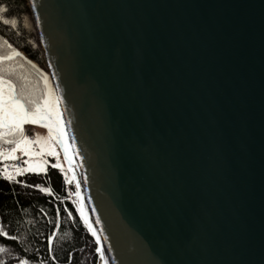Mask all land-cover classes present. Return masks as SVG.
I'll use <instances>...</instances> for the list:
<instances>
[{
  "label": "water",
  "instance_id": "water-1",
  "mask_svg": "<svg viewBox=\"0 0 264 264\" xmlns=\"http://www.w3.org/2000/svg\"><path fill=\"white\" fill-rule=\"evenodd\" d=\"M28 2L112 264H264V0Z\"/></svg>",
  "mask_w": 264,
  "mask_h": 264
},
{
  "label": "trees",
  "instance_id": "trees-1",
  "mask_svg": "<svg viewBox=\"0 0 264 264\" xmlns=\"http://www.w3.org/2000/svg\"><path fill=\"white\" fill-rule=\"evenodd\" d=\"M0 5L8 9L0 15L17 20L15 28L0 23V56L11 52L8 45L25 53L0 61V75L11 80L17 91L31 83L39 95L43 90L41 72L27 58L45 70L47 66L29 2L0 0ZM25 76L31 77V81L25 80ZM24 129L26 134H32V127ZM0 143L6 144L3 140ZM55 162L52 157L45 172H26L11 181L0 175V229L8 233L0 236V248L6 250L0 252L4 264H20L21 260L28 264H99L100 253L95 251L99 245L68 196L67 187L75 190V185L64 182L65 173L70 175L64 166V172L52 168ZM2 165L0 161V172ZM35 185L51 191L41 192ZM53 233L50 245L47 238Z\"/></svg>",
  "mask_w": 264,
  "mask_h": 264
},
{
  "label": "snow or ice",
  "instance_id": "snow-or-ice-1",
  "mask_svg": "<svg viewBox=\"0 0 264 264\" xmlns=\"http://www.w3.org/2000/svg\"><path fill=\"white\" fill-rule=\"evenodd\" d=\"M32 8L35 9V4H32ZM8 9L4 5H0V13H4ZM39 17H37V23ZM0 23L5 26H11L15 28L17 26V20L15 18L9 19L0 15ZM7 43V41H5ZM11 52L8 55L0 56L2 60H12L14 56H20V52L16 51L11 45H8ZM31 63V62H29ZM35 68V65H32ZM55 79V77H52ZM40 79L43 82V90L40 94H37V89L25 90L24 87L20 91H17L16 85L9 79H5L3 75H0V140H3L6 144L15 145L7 151H0V159L15 160L17 159L15 153L19 151L23 156H37L40 159L32 162L30 160H24L23 163L27 167L16 168V174H23L26 172L42 173L45 172V165L48 161L45 157H54L56 162L51 164L52 168L59 169L64 172V168L61 166L59 160V152L56 149V145L63 151L64 160L68 164L67 172L72 173L68 176L64 175V182L66 184L75 185L74 195L77 200L81 199V184L77 180L76 174L73 170V156L76 153L71 152V149L75 148V140L68 136V128L70 122L62 119V111L60 105L63 103L62 97L58 94V88H53L50 84L49 77L40 73ZM39 125L47 130V136H37L35 140L29 138L25 133L24 125ZM14 137L13 139H5L6 137ZM71 140V144H69ZM39 146V151L33 149V145ZM6 180H13L15 177L8 172L7 166H5L3 172H0ZM31 187V185H30ZM41 192H50L49 188H42L40 185H35ZM75 204L76 201H73ZM77 211L84 224L87 226L88 231L96 238V244H100V238L97 236L96 231L93 229L92 224L89 223L88 216L84 210L83 203L77 204ZM94 211V210H93ZM71 214H69V217ZM99 223V220L96 221ZM8 233L0 229V236H7ZM53 235L49 236L48 242L51 245L53 242ZM15 239V237H12ZM4 248H0V252H5ZM51 251V249H49ZM97 253H100V258L104 261V264H108V261L104 259V252L99 246L95 248ZM0 264H4L3 260H0ZM20 264H28L27 261L21 260Z\"/></svg>",
  "mask_w": 264,
  "mask_h": 264
},
{
  "label": "rangeland",
  "instance_id": "rangeland-1",
  "mask_svg": "<svg viewBox=\"0 0 264 264\" xmlns=\"http://www.w3.org/2000/svg\"><path fill=\"white\" fill-rule=\"evenodd\" d=\"M24 79L25 80H27V81H31L30 79H31V77H29V76H25L24 77ZM50 84L52 85V87H53V84H52V81H51V79H50ZM42 86H43V82H42ZM44 87V86H43ZM42 87V88H43ZM24 89L25 90H32V89H35V88H33L32 87V85H31V83H26V86L24 87ZM31 127V126H30ZM24 128H26V126H24ZM28 136H29V138L30 139H32V140H35L36 139V137L37 136H41V137H46L47 136V130L46 129H44V128H37V127H32V134H27ZM15 145H12V146H9V145H7V144H2V143H0V151H3V149L4 150H9V149H11L12 147H14ZM33 147V149L35 150V151H39V146L38 145H33L32 146ZM56 149H57V151L59 152V148H58V145H56ZM15 154H17V155H22L19 151H17ZM23 156V155H22ZM26 160H30V161H32V162H35V161H37V160H39L40 158L39 157H37V156H31V157H29V156H23ZM52 157H45V159L48 161V162H50V159H51ZM54 158V157H53ZM55 160H56V158H55ZM59 160H60V163H61V166H64V164H63V161H62V158H61V155H60V152H59ZM0 161H2V163L5 161L4 159H0ZM46 166V165H45ZM25 167H27V165H25ZM18 175V174H17ZM17 175H15V177L17 176ZM75 192V191H74ZM83 195V200H82V197H81V199L80 200H77V197H75V201H76V207H77V204H79L80 202H82L83 203V206H84V210H85V212H86V214H87V216H88V219H89V223H91L92 224V227H93V229H94V223H95V221L93 220V211H92V206H91V202H90V200L89 199H87L86 198V196L84 195V194H82ZM69 199L71 200V198L69 197ZM72 201V200H71ZM96 226V225H95ZM95 230V229H94ZM100 243H101V241H100ZM99 247H100V245H99ZM101 248V247H100ZM101 250H102V248H101ZM103 251V250H102ZM104 252V259L105 260H107L108 261V264H111V262H110V259H109V257H108V255H106V253H105V251H103ZM99 264H104V261H102L101 260V258L99 259Z\"/></svg>",
  "mask_w": 264,
  "mask_h": 264
},
{
  "label": "built area",
  "instance_id": "built-area-1",
  "mask_svg": "<svg viewBox=\"0 0 264 264\" xmlns=\"http://www.w3.org/2000/svg\"><path fill=\"white\" fill-rule=\"evenodd\" d=\"M3 151H7L4 150ZM17 159L15 160H5L4 161V165L1 168V172H3L5 166H7V170L9 173H11L13 176L17 175L15 169L16 168H23L25 167V164L23 163L24 160H26L22 155H17L15 154ZM68 195L71 198L72 201H75V195H74V191L72 189L68 188Z\"/></svg>",
  "mask_w": 264,
  "mask_h": 264
},
{
  "label": "bare ground",
  "instance_id": "bare-ground-1",
  "mask_svg": "<svg viewBox=\"0 0 264 264\" xmlns=\"http://www.w3.org/2000/svg\"><path fill=\"white\" fill-rule=\"evenodd\" d=\"M52 81V80H51ZM52 84H53V82H52ZM53 88H54V86H53ZM62 119H63V116H62ZM81 197H82V200H83V195L81 194ZM96 224L94 223V229H95V231H96V233H97V236L100 238V241H101V243H102V240H101V237H100V234H99V230H98V228H97V226H95ZM106 253V252H105ZM107 255V254H106ZM110 262H111V260H110ZM111 264H112V262H111Z\"/></svg>",
  "mask_w": 264,
  "mask_h": 264
}]
</instances>
